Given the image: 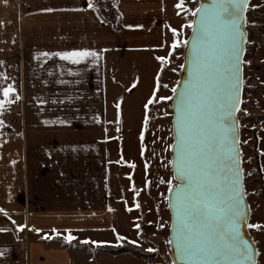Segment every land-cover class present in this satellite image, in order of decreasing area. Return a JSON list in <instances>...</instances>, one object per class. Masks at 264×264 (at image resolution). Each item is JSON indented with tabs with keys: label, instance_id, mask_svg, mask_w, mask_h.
<instances>
[{
	"label": "crops",
	"instance_id": "obj_1",
	"mask_svg": "<svg viewBox=\"0 0 264 264\" xmlns=\"http://www.w3.org/2000/svg\"><path fill=\"white\" fill-rule=\"evenodd\" d=\"M177 3L120 0L114 28L88 0H0V88L16 89L0 114V208L7 212L0 213V228L8 229L0 232V264H156L130 254L94 257L86 248H113L117 234L138 240V218L114 197L110 162L118 123H132L136 103L145 106L157 91L161 61L153 56L152 71L143 75L145 59L137 56L174 38L172 28L182 29ZM84 49L96 55L80 63L55 55ZM259 83L264 87V74ZM259 128L264 172V122ZM256 222L264 223V208ZM69 234L75 239L66 240ZM254 236L264 264V231Z\"/></svg>",
	"mask_w": 264,
	"mask_h": 264
},
{
	"label": "snow or ice",
	"instance_id": "obj_2",
	"mask_svg": "<svg viewBox=\"0 0 264 264\" xmlns=\"http://www.w3.org/2000/svg\"><path fill=\"white\" fill-rule=\"evenodd\" d=\"M2 2L7 4L9 0ZM182 5L183 0H178L175 7L185 15H192V19L181 26L192 29L190 38L182 43L186 47L190 43L191 47L187 52L188 79L179 92L176 87L172 88L176 97L175 135L169 147L174 151L171 161L174 175L166 181L169 193H174L168 198V207L172 210L175 255L184 264H259L262 253L256 247L257 242L245 239L241 231L242 226L264 231V223L248 222L250 208L245 201L247 193L242 183L241 141L236 116L241 111L242 103L241 66L244 61L241 54L246 38L243 13L249 6V0H207L195 10ZM88 7L94 9L93 3L89 2ZM44 11L51 12L53 9ZM171 31L174 35L177 33L175 28ZM179 43L174 40L173 48ZM41 55L51 54L45 52ZM55 55L63 60L80 63L96 54L84 49L57 52ZM156 59L161 61L163 68L167 57L157 56ZM156 88H159V73ZM15 91L12 85L0 88L3 96L0 99V114L3 113L4 105L12 102L9 96ZM155 95L154 90L152 96ZM15 98L19 99V96ZM159 99L171 100L173 97ZM151 103L153 99L149 98L144 107L147 109ZM116 107L119 109L120 105ZM4 126V121L0 120V127ZM0 213L7 216L3 208H0ZM24 227L18 225L17 230ZM4 231L8 229L0 228V232ZM65 239L71 241L75 238L69 234ZM116 239L119 241L124 237L117 234ZM168 242L172 243L171 240ZM131 243L135 244L136 241Z\"/></svg>",
	"mask_w": 264,
	"mask_h": 264
},
{
	"label": "rangeland",
	"instance_id": "obj_3",
	"mask_svg": "<svg viewBox=\"0 0 264 264\" xmlns=\"http://www.w3.org/2000/svg\"><path fill=\"white\" fill-rule=\"evenodd\" d=\"M203 1L190 0L184 7L195 10ZM121 16L118 19L115 16L112 17L114 28L120 23ZM191 19L192 15L188 13L184 15L182 21L186 25ZM103 20V24L104 22L109 23L107 18L103 17ZM245 20L248 40L243 60V95L238 120L244 190L247 193L246 198L251 211L249 223H255L260 209L264 208V172L260 163L259 150V126L264 122L261 121L264 115L260 116L257 111L262 104L261 101H264V87L259 83L260 75L264 74V60H261L264 54H260L264 51V0L249 1ZM190 32L191 28L183 27L174 35V38H165L162 43H158L159 47L147 48L137 56L139 58L137 60L141 63H143L142 59H145L141 70L143 75H149L152 71L153 56L168 57L163 62V68L161 67L159 88L155 97H152L153 103L149 104L145 110L140 100L136 103V109L132 110L133 116H131L135 115L134 121L128 123L127 120L122 119L118 123L113 148L115 154L110 162L111 181L114 188H117L114 197L118 202H124L127 210L138 218L136 223L142 226L144 235L139 236L138 231V240H134L135 244L131 241L119 240L113 248L87 245L86 250H89L88 252L92 255L104 251V249L99 250L100 248L117 250L123 247L147 258L150 263L173 264L168 242L170 241L171 215L168 207V184L166 183L173 177L171 165L173 150L169 147L174 138L172 121L175 95L172 88L178 86L182 70L180 65L183 64L185 48L182 42L189 38ZM109 34L115 33L111 31ZM174 40L180 42L175 48L171 46ZM129 58L127 53L125 62H128ZM127 72L130 73L129 69ZM146 94L141 95L140 99ZM168 96L173 99H159V97ZM123 113L125 112L119 111L121 116ZM144 115L147 117V124H145ZM141 132H143L142 139ZM173 183L178 182L173 181ZM255 231L256 229H249L251 239H254ZM72 245L83 248L73 242ZM149 249L154 251H149Z\"/></svg>",
	"mask_w": 264,
	"mask_h": 264
},
{
	"label": "water",
	"instance_id": "obj_4",
	"mask_svg": "<svg viewBox=\"0 0 264 264\" xmlns=\"http://www.w3.org/2000/svg\"><path fill=\"white\" fill-rule=\"evenodd\" d=\"M206 2H207V0H204L202 3H206ZM247 10H248V8L243 13L244 17H246ZM243 31L246 34V38H245V42L243 44V49L244 50H243V52L241 54L242 61L244 60V56H245V53H246V44H247V40H248L245 23L243 24ZM191 34H192V29H191L189 38H190ZM190 47H191V45L189 43V45L187 47L185 46V48H184V52H183V65H185V67L182 68L181 73H180V78H179V82H178V86H177V91L178 92H179L180 89L183 88L184 81L188 79L187 52H188V49ZM241 81H242V83H241V88H240V100L242 101V95H243V63H242V66H241ZM175 98L176 97L174 96V101H173V121H172L173 135H175V131H174V128H175V120H174V115H175V108H174ZM241 104L242 103H240V108H241ZM238 114H239V112L236 113L237 118H238ZM238 129H239V139H240L239 120H238ZM239 148H240V145H239ZM173 158H174V151H173ZM173 158H172V160H173ZM171 165H172V170H173V167L174 166H173V164H171ZM173 175H174V173H173ZM242 183H243V187H244V180L242 181ZM173 195H174V193H169V197H171ZM245 201H246L247 205L249 206V203H248V200H247L246 196H245ZM249 208H250V206H249ZM169 210H170V215H171L170 240L172 241V243H170V248H171L172 260H173V262L175 261V264H184V262L175 255V241L173 239V233H172V227H171L172 226V210L170 208H169ZM250 217H251V211H249L248 222L250 221ZM241 231L244 234L245 239L249 240L250 242L253 241L251 239L250 235H249V231H248V228L246 226H242L241 227Z\"/></svg>",
	"mask_w": 264,
	"mask_h": 264
},
{
	"label": "built area",
	"instance_id": "obj_5",
	"mask_svg": "<svg viewBox=\"0 0 264 264\" xmlns=\"http://www.w3.org/2000/svg\"><path fill=\"white\" fill-rule=\"evenodd\" d=\"M89 2L93 3V5L95 6L94 9H89L93 10V12H95L97 17H99L101 21H104L103 17L107 18L109 23H104L109 26H114V23L111 21L112 17L115 16L116 19H118L121 15L119 14L120 10L118 6V0H116L115 2L114 0H88V3Z\"/></svg>",
	"mask_w": 264,
	"mask_h": 264
},
{
	"label": "trees",
	"instance_id": "obj_6",
	"mask_svg": "<svg viewBox=\"0 0 264 264\" xmlns=\"http://www.w3.org/2000/svg\"><path fill=\"white\" fill-rule=\"evenodd\" d=\"M159 80H160V75H159ZM148 114H149V110H148ZM261 121H264V118H262L261 119ZM138 229V231H139V236H142V235H144V233H143V231H142V226H140L139 228H137ZM248 231H249V228H248ZM78 247V246H77ZM81 247H84V248H86V246H81ZM80 248V247H79ZM88 249V248H87ZM102 249H104V251H100V252H98L97 254H93V256L95 257V256H97L98 254H102V253H107V254H111V255H121V254H131L132 256H134V257H137V258H140V259H143V260H145V261H147V262H149V260L147 259V258H144V257H141V256H139L138 254H136V253H134V252H132L131 250H129V249H127V248H123V247H121V248H119V249H117V250H110V249H106V248H100L99 250H102ZM89 251V250H88ZM91 253V252H90Z\"/></svg>",
	"mask_w": 264,
	"mask_h": 264
}]
</instances>
